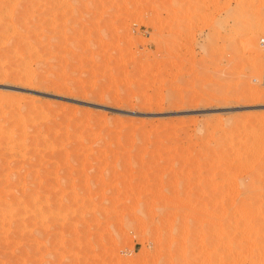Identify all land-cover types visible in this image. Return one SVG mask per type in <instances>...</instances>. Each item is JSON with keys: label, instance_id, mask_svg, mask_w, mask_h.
<instances>
[{"label": "rangeland", "instance_id": "1", "mask_svg": "<svg viewBox=\"0 0 264 264\" xmlns=\"http://www.w3.org/2000/svg\"><path fill=\"white\" fill-rule=\"evenodd\" d=\"M262 38L264 0L1 19L0 264H159L187 227L160 264H264Z\"/></svg>", "mask_w": 264, "mask_h": 264}, {"label": "bare ground", "instance_id": "2", "mask_svg": "<svg viewBox=\"0 0 264 264\" xmlns=\"http://www.w3.org/2000/svg\"><path fill=\"white\" fill-rule=\"evenodd\" d=\"M12 1L13 0H3V2L1 3L2 5L0 4V20L1 19L3 20L4 18H9V20H13V17L15 16V19H17L18 21H22V19L30 12V10L32 9L33 5L36 2V0H15V3H13ZM14 13H15V15H14ZM254 52H256V50H254ZM257 54L255 55V57H253L254 59L251 58L252 64H250V62H249L250 66L252 68L250 75L254 74V73L252 74L253 68H254L253 71H255L256 66H258L260 64V61L258 60V58H256ZM258 76H260V73L257 76L254 75V77L252 78V81L257 79ZM252 85H251V87H252ZM252 88L254 89V87H252ZM252 88H251V90H252ZM253 93H254V91H253ZM257 93L259 94V92H257ZM258 98H261L262 100H264V92L260 93ZM238 199H239L240 205L246 203L249 200V198L246 194H242V196H240ZM188 231L189 230L187 227V229L182 231L183 232L182 235H180V233L179 234L177 233V234H174V236H176V237H174L173 239L164 241L159 252L156 253V256H155V254H153L155 256L156 262L159 264L160 263H166L168 260H170L172 258V255L178 253L179 248H180L179 244H183L184 242L187 241L185 238L188 235L187 234ZM175 232H177V231H175Z\"/></svg>", "mask_w": 264, "mask_h": 264}, {"label": "built area", "instance_id": "3", "mask_svg": "<svg viewBox=\"0 0 264 264\" xmlns=\"http://www.w3.org/2000/svg\"><path fill=\"white\" fill-rule=\"evenodd\" d=\"M260 45L263 48V56H262L263 63H262L261 76L253 80V82L261 85L264 88V38L260 39Z\"/></svg>", "mask_w": 264, "mask_h": 264}, {"label": "water", "instance_id": "4", "mask_svg": "<svg viewBox=\"0 0 264 264\" xmlns=\"http://www.w3.org/2000/svg\"><path fill=\"white\" fill-rule=\"evenodd\" d=\"M0 88H6V89H8L9 87H7V86H0Z\"/></svg>", "mask_w": 264, "mask_h": 264}]
</instances>
